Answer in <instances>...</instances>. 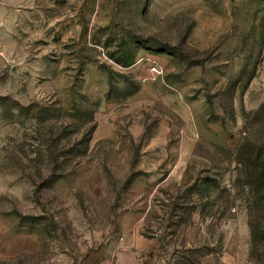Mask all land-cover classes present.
<instances>
[{"label":"rangeland","instance_id":"1","mask_svg":"<svg viewBox=\"0 0 264 264\" xmlns=\"http://www.w3.org/2000/svg\"><path fill=\"white\" fill-rule=\"evenodd\" d=\"M263 105L264 0H0V264H264Z\"/></svg>","mask_w":264,"mask_h":264},{"label":"trees","instance_id":"2","mask_svg":"<svg viewBox=\"0 0 264 264\" xmlns=\"http://www.w3.org/2000/svg\"><path fill=\"white\" fill-rule=\"evenodd\" d=\"M263 113L264 105L254 114L259 117ZM235 154L236 164L243 166L247 170L254 169L259 171V174L256 176L259 179V184L264 186V141H262L260 144L251 141H245L240 147H238V149L235 151ZM248 171L247 174L250 177Z\"/></svg>","mask_w":264,"mask_h":264},{"label":"built area","instance_id":"3","mask_svg":"<svg viewBox=\"0 0 264 264\" xmlns=\"http://www.w3.org/2000/svg\"><path fill=\"white\" fill-rule=\"evenodd\" d=\"M158 74H160V71L157 69V68H151L150 69V76H149V78H147L146 80H145V82H147V81H151V79H152V76H156V75H158Z\"/></svg>","mask_w":264,"mask_h":264},{"label":"crops","instance_id":"4","mask_svg":"<svg viewBox=\"0 0 264 264\" xmlns=\"http://www.w3.org/2000/svg\"><path fill=\"white\" fill-rule=\"evenodd\" d=\"M91 264H114V263H112L111 261H108V262H91Z\"/></svg>","mask_w":264,"mask_h":264}]
</instances>
